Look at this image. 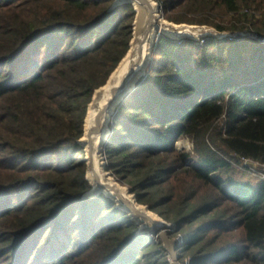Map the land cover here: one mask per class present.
<instances>
[{
	"label": "trees",
	"instance_id": "trees-1",
	"mask_svg": "<svg viewBox=\"0 0 264 264\" xmlns=\"http://www.w3.org/2000/svg\"><path fill=\"white\" fill-rule=\"evenodd\" d=\"M158 2L169 21L238 35L159 37L112 120L108 169L174 224L180 261L264 264V180H235L230 162L264 167V0ZM112 3L0 0L4 264H170L109 198L83 197L87 106L132 37L133 7Z\"/></svg>",
	"mask_w": 264,
	"mask_h": 264
},
{
	"label": "water",
	"instance_id": "water-1",
	"mask_svg": "<svg viewBox=\"0 0 264 264\" xmlns=\"http://www.w3.org/2000/svg\"><path fill=\"white\" fill-rule=\"evenodd\" d=\"M125 4L131 5L135 13L129 48L105 84L94 91L87 106L83 134L77 141L86 154L85 178L91 187L83 197L92 198L102 194L109 198L116 208L127 213L137 225V233L147 234L153 239L160 238L171 258L170 264H179L176 248L169 240L170 233L175 230L174 224L166 222L148 206L139 204L127 187L121 186L106 172L103 152L112 134L109 125L119 105L136 90L147 75L155 43L160 36L196 41L203 37L230 38L238 34L218 32L200 25H191L198 30L188 32L185 29L190 24L165 20L160 13V3L156 0H113L110 10Z\"/></svg>",
	"mask_w": 264,
	"mask_h": 264
},
{
	"label": "rangeland",
	"instance_id": "rangeland-1",
	"mask_svg": "<svg viewBox=\"0 0 264 264\" xmlns=\"http://www.w3.org/2000/svg\"><path fill=\"white\" fill-rule=\"evenodd\" d=\"M158 1V0H156ZM160 13H161V16L164 18V15L162 14L161 12V9H160ZM135 17V16H134ZM165 20H167L166 18H164ZM169 21V20H167ZM172 22V21H170ZM174 23V22H173ZM203 38H206V37H203ZM159 39V38H158ZM174 40H184V39H174ZM202 40V38H200L199 40H196L197 41H200ZM191 41H194V40H191ZM158 42V40H157ZM157 43H155V47H156ZM155 47H154V50H155ZM154 50H153V53H154ZM152 57H153V54H152ZM114 118V117H113ZM113 120V119H112ZM109 127L111 128L112 130V121H111V124L109 125ZM110 138V137H109ZM109 140V139H108ZM108 143V142H107ZM107 145V144H106ZM80 146V145H79ZM175 148L177 150H185V151H191L192 149V143L191 141H189L188 139H182V140H179L177 142H175L174 144ZM81 147V146H80ZM82 148V147H81ZM106 148V146H105ZM83 150V159H82V162L84 163V168H85V176H86V161H85V157H86V154H85V151H84V148H82ZM103 157H104V161L106 163V166H105V170L106 172L110 173V175L121 185V186H124V187H127L130 192L132 194H134L136 196V193L133 191V188L122 178H120L119 176H117L114 172H112L111 170L108 169V160H107V157H106V153H105V149H104V152H103ZM231 162V166H232V171H231V176L237 180V181H241V182H246V183H251L252 185H255L257 184L258 182H260L261 180H264V167L261 166L260 164L254 162V161H250V160H244V159H240V158H232L230 160ZM91 188V187H90ZM102 195V194H101ZM99 196V195H98ZM97 197V196H95ZM93 198V197H92ZM136 199L137 201L139 202V204L141 205H145L144 203H141L137 196H136ZM113 202V201H112ZM114 203V202H113ZM115 204V203H114ZM148 206V205H146ZM116 207V205H115ZM149 207V206H148ZM118 209V208H117ZM120 210V209H119ZM151 210V209H150ZM153 213L159 215L157 212L153 211ZM127 215V213H126ZM128 216V215H127ZM160 216V215H159ZM161 217V216H160ZM162 218V217H161ZM130 219V218H129ZM164 219V218H163ZM165 220V219H164ZM166 221V220H165ZM168 222V221H166ZM171 223V222H169ZM174 234V231L170 233L169 235V240L170 242L172 243L173 246H175L176 250H175V253L177 254V245H178V242L181 241V236L180 235H173ZM156 240H160V242L163 244L164 246V243L163 241L160 239V238H157ZM165 249V247H164ZM166 250V249H165ZM166 257H167V260L169 263H171V258L169 256V254L167 253V250H166ZM178 263L179 264H189V260L188 259H185L184 262L180 261L178 259ZM0 264H4L2 263V261L0 262Z\"/></svg>",
	"mask_w": 264,
	"mask_h": 264
},
{
	"label": "bare ground",
	"instance_id": "bare-ground-1",
	"mask_svg": "<svg viewBox=\"0 0 264 264\" xmlns=\"http://www.w3.org/2000/svg\"><path fill=\"white\" fill-rule=\"evenodd\" d=\"M185 30L188 32H193V31H197L198 29L196 27L190 25V26L186 27ZM119 76L120 75H118V79H119Z\"/></svg>",
	"mask_w": 264,
	"mask_h": 264
},
{
	"label": "built area",
	"instance_id": "built-area-1",
	"mask_svg": "<svg viewBox=\"0 0 264 264\" xmlns=\"http://www.w3.org/2000/svg\"><path fill=\"white\" fill-rule=\"evenodd\" d=\"M203 40H201V42H202ZM244 160H246V159H244Z\"/></svg>",
	"mask_w": 264,
	"mask_h": 264
}]
</instances>
